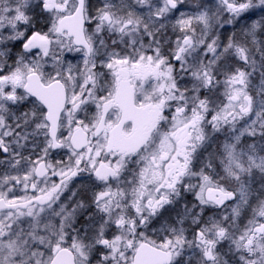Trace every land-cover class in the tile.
I'll return each mask as SVG.
<instances>
[{
	"label": "snow or ice",
	"instance_id": "1",
	"mask_svg": "<svg viewBox=\"0 0 264 264\" xmlns=\"http://www.w3.org/2000/svg\"><path fill=\"white\" fill-rule=\"evenodd\" d=\"M0 264H264V0H0Z\"/></svg>",
	"mask_w": 264,
	"mask_h": 264
}]
</instances>
